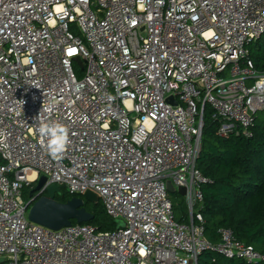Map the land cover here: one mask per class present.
I'll use <instances>...</instances> for the list:
<instances>
[{
    "label": "built area",
    "instance_id": "1",
    "mask_svg": "<svg viewBox=\"0 0 264 264\" xmlns=\"http://www.w3.org/2000/svg\"><path fill=\"white\" fill-rule=\"evenodd\" d=\"M263 32L264 0H0V264L264 261L228 228L205 238L212 181L196 167L206 106L221 137L251 136L264 110V72L247 58ZM54 123L68 131L58 157L38 131ZM168 180L186 189L187 222ZM51 185L96 193L124 226L29 221Z\"/></svg>",
    "mask_w": 264,
    "mask_h": 264
},
{
    "label": "trees",
    "instance_id": "2",
    "mask_svg": "<svg viewBox=\"0 0 264 264\" xmlns=\"http://www.w3.org/2000/svg\"><path fill=\"white\" fill-rule=\"evenodd\" d=\"M247 58L255 70L264 72V32L248 45ZM212 113L206 106L196 160V167L212 181L201 188L203 199L199 211L205 238L217 243L219 230L228 228L238 241L264 256V110L255 115L249 137L241 130L221 137L218 130L222 122L214 119ZM29 192L30 189L24 193L29 196ZM74 196L81 195H71L60 187L55 199L66 202ZM170 197L177 220L187 222L183 197L178 193ZM84 207L93 218L83 223L94 226L97 231L116 229L117 223L106 213L100 198L98 202L84 201ZM198 264H264V261L247 262L205 251L198 257Z\"/></svg>",
    "mask_w": 264,
    "mask_h": 264
},
{
    "label": "water",
    "instance_id": "3",
    "mask_svg": "<svg viewBox=\"0 0 264 264\" xmlns=\"http://www.w3.org/2000/svg\"><path fill=\"white\" fill-rule=\"evenodd\" d=\"M75 60L81 66L79 58L76 57ZM170 102L176 104L172 98H170ZM45 181L46 177L41 175L36 185L30 190L29 196L38 191ZM166 187L170 194L185 195V187L180 186L176 189L170 180L166 182ZM59 192L60 188L57 185L49 186L46 194L38 197L29 206L28 220L51 230H59L71 225L73 221L83 223L89 222L93 218V214L85 209L84 201L98 202L99 197L96 193L86 191L81 196H74L66 202H60L55 199V195ZM115 222L117 223L116 228L124 226L121 220H115Z\"/></svg>",
    "mask_w": 264,
    "mask_h": 264
},
{
    "label": "clouds",
    "instance_id": "4",
    "mask_svg": "<svg viewBox=\"0 0 264 264\" xmlns=\"http://www.w3.org/2000/svg\"><path fill=\"white\" fill-rule=\"evenodd\" d=\"M38 131L41 137L47 138L50 155L58 157L63 153L68 143V131L64 126L59 123L42 124ZM0 147H6V145L0 141Z\"/></svg>",
    "mask_w": 264,
    "mask_h": 264
},
{
    "label": "rangeland",
    "instance_id": "5",
    "mask_svg": "<svg viewBox=\"0 0 264 264\" xmlns=\"http://www.w3.org/2000/svg\"><path fill=\"white\" fill-rule=\"evenodd\" d=\"M35 185H36V184H33V186H35ZM26 190H29V189H27V188L23 189V193H22V198H23V199H27V198H28V195H25V193H24ZM182 197H183V196H182ZM183 199H184V197H183ZM184 201H185V200H184Z\"/></svg>",
    "mask_w": 264,
    "mask_h": 264
}]
</instances>
